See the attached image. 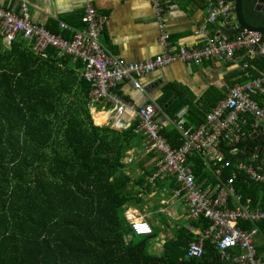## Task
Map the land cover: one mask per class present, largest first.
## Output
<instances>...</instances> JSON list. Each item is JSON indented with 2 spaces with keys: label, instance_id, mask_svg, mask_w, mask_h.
I'll return each mask as SVG.
<instances>
[{
  "label": "trees",
  "instance_id": "16d2710c",
  "mask_svg": "<svg viewBox=\"0 0 264 264\" xmlns=\"http://www.w3.org/2000/svg\"><path fill=\"white\" fill-rule=\"evenodd\" d=\"M241 51L248 64L244 73L264 72V57ZM48 53L42 60L24 42L10 50L0 45V264H223L210 243L202 258H186L192 240L186 228L178 229L158 255L150 248L156 230L128 238L133 231L126 211L141 202L134 187L149 175L144 171L133 180L125 172L126 153L136 138L133 127L93 125L90 85L75 70L80 63L70 66L71 58ZM166 87L158 101L165 114L175 117L188 106L191 121L205 118L192 98ZM163 136L174 149L180 147L176 129ZM246 147L242 143L239 150ZM189 162L199 182L213 180L202 162ZM232 172L226 170L224 177ZM234 187L243 203L264 211V186L237 174ZM244 226H257L264 240L263 223Z\"/></svg>",
  "mask_w": 264,
  "mask_h": 264
},
{
  "label": "built area",
  "instance_id": "2783aa9c",
  "mask_svg": "<svg viewBox=\"0 0 264 264\" xmlns=\"http://www.w3.org/2000/svg\"><path fill=\"white\" fill-rule=\"evenodd\" d=\"M149 1L157 13L162 12L161 6L170 2ZM231 9V3L226 0H214L208 5L205 21L215 24L218 17L226 18ZM81 23L83 26L78 29L58 24L59 30L70 32V39L66 40L33 23L24 2L19 4L17 11L0 8V38L4 45L9 47L21 41L30 45L32 52L42 60L48 59V51L52 50L56 56H67L79 62L81 77L90 85V103L100 104L107 100L115 106L117 119L112 121L113 126H124L122 119L126 112L135 114L138 126L134 132L143 138V154L160 158L148 182L153 185L157 181H172L171 205L185 207L188 218L198 224L189 227L193 237L186 258H202L206 244L210 243L223 264H264L257 253L259 228L244 226L246 223L264 224V211L243 203L241 194L234 187L237 174L244 175L255 185L264 186V168L258 162L256 149L245 157V149L239 150L244 138L257 132L264 134V72L247 83L228 89L224 97L205 113V122L199 126L187 127L184 121L170 120L180 134L181 145L177 149L172 148L163 136L164 129L155 120L161 109L151 98L148 97L147 104L135 109L116 92L120 84L128 82L145 93L140 78L177 61L195 65L209 60L231 61L240 50H246L251 57H264L262 34L239 29L232 38H223L219 34L207 36L199 48L181 47L171 51L169 33L162 29L161 52L149 60L131 63L110 55L102 46L100 37L105 19L91 4L86 6ZM246 68L247 64H244L243 69ZM244 75L248 76L247 73ZM242 126L249 128L248 133L242 132ZM259 133L254 136H260ZM223 148L235 162L227 159ZM191 159L202 162L213 180L199 182L189 162ZM228 169L233 172L224 177ZM203 220L210 223L208 227H203ZM129 221L134 236L153 233L152 226L143 217Z\"/></svg>",
  "mask_w": 264,
  "mask_h": 264
},
{
  "label": "crops",
  "instance_id": "0c3cea01",
  "mask_svg": "<svg viewBox=\"0 0 264 264\" xmlns=\"http://www.w3.org/2000/svg\"><path fill=\"white\" fill-rule=\"evenodd\" d=\"M212 1L214 0H170L168 4L161 6V13H157L149 0H0V8L17 11L19 4L24 2L28 6L29 16L33 23L55 32V36L68 40L70 39V32L59 30L58 24L64 23L72 29L80 28L83 26L81 21L85 8L91 4L105 19L104 30L100 37L101 44L105 50L110 55L124 62L137 63L149 60L161 52L159 40L162 29L169 33L171 51H176L181 47L188 49L199 48L203 46L204 39L207 36H217L219 34L223 38H232L239 29H244H236L233 24V18L229 16H226V18L218 17L215 24L207 23L205 21L207 9ZM24 44L26 48H30V45L25 42ZM0 45L3 50H10L12 46V44L9 47L4 45L1 38ZM244 51L246 52V50ZM241 52V50L237 52L231 61L209 60L203 61L200 65L177 61L140 78L139 82L145 93L134 89L128 82L120 84L116 92L123 101L131 104L135 109H139L148 103V97L159 106L158 101L165 95L166 88H168L166 86H173L176 91L182 93L185 97L192 98L193 106L205 114L224 97L228 89L237 84L247 83L255 78L251 77V75L247 77L244 75L243 66L247 63ZM76 63L70 59V66ZM75 70L79 74L78 76L82 78L81 64ZM261 73L263 72H260L258 76ZM89 91L87 107L93 125L110 126L118 130H127L131 127L135 130L137 128L138 121L136 116L130 111L126 112L122 119L124 126L120 128L113 126L112 121L117 119L115 106L107 100L100 104L90 103ZM96 117H99V122H97ZM200 119L205 122L203 116L198 117L196 121ZM155 120L164 129L163 132L176 129L170 120L184 121L187 127L196 126L195 124H197L196 121L190 120L188 106L182 108L175 117L165 114L162 110L158 111ZM248 129L247 126H242L244 134L248 133ZM135 134L136 138L133 140L132 148L126 153L124 161L126 162L129 158L132 160L131 162L135 161L136 165L144 161L151 168H148V171L141 170V172L149 173V175L144 176L142 185L134 187V195L141 199V202L138 206H130L129 208H134L135 211L137 209L140 211H143L144 208L147 209L148 212L143 215V218L152 226L153 232L155 230L158 231L161 226L159 225V215L168 218L165 231L161 234L166 233L169 235V232L171 234L172 231L173 234L170 237L161 238L159 232H157V237L151 240L155 250L152 252L158 255L162 253L164 243L176 237L178 229L186 228L190 232L189 227L195 222L188 218L185 207L180 204L171 205V191L174 187L172 181H157L153 185L148 182L157 163L155 159L158 157L145 156L142 149L143 138L141 135ZM245 139L244 144L246 146L249 144L257 145L254 149H256L258 162L263 166L262 160H264V157H259L264 152L263 145L260 143L264 142V138L254 136L249 140ZM178 142L181 145L180 134ZM171 147L173 148L172 145ZM137 158H139L138 161H136ZM260 159L262 160L260 161ZM143 172L142 175H144ZM142 175L137 179L141 178ZM158 193H160V196H157ZM164 197L169 198V200L163 199ZM138 217L135 214L134 216L129 214L127 219L129 218V221ZM181 221H184V223L181 224ZM134 237V234L130 232L128 238L134 240ZM258 248L261 249L258 256L264 262V240L261 236L258 239Z\"/></svg>",
  "mask_w": 264,
  "mask_h": 264
},
{
  "label": "water",
  "instance_id": "95a60500",
  "mask_svg": "<svg viewBox=\"0 0 264 264\" xmlns=\"http://www.w3.org/2000/svg\"><path fill=\"white\" fill-rule=\"evenodd\" d=\"M226 2L231 3L232 9L228 11L227 16L233 18V24L236 26V29L244 28L258 31L264 39V0H226ZM258 133L253 135H258ZM260 136L264 138V134H260ZM252 137V135L249 136L247 140ZM243 153H253L250 144Z\"/></svg>",
  "mask_w": 264,
  "mask_h": 264
},
{
  "label": "rangeland",
  "instance_id": "374dc122",
  "mask_svg": "<svg viewBox=\"0 0 264 264\" xmlns=\"http://www.w3.org/2000/svg\"><path fill=\"white\" fill-rule=\"evenodd\" d=\"M97 119H99V117H96V120ZM97 122H99L98 120H97ZM97 124V123H96ZM152 156V155H151ZM156 157H158L157 159H155V161H158L160 158H159V156H156ZM139 160V158H137L136 159V161H138ZM132 160H130L129 158L126 160V162H125V164L126 165H131V166H129V168L125 171L128 175H130L133 179H137L140 175H142V172H141V170L142 169H144V170H146V171H148L149 169L148 168H151V166L150 165H148V163H147V165H146V162H144V161H142V163L141 164H137L136 165V163H134L135 161H133V162H131ZM133 163V164H132ZM262 164H263V166H264V160H262ZM165 194V193H164ZM169 194V193H168ZM157 196H160V193H158L157 194ZM159 198V197H158ZM163 199H165V200H169V198H163ZM133 210H134V212H133ZM133 212V213H132ZM147 212H148V210L147 209H143V211H140V210H138L137 209V211H135V209L134 208H129V209H127V211H126V216H129V214L130 215H132V216H134V214L136 215V216H139V217H143V215H145V214H147ZM159 217V225H161L159 228H158V231L157 232H159V235L161 236V238H163V237H166V236H168V237H170L172 234H173V231L171 232V234H170V232H169V235L168 234H166V233H163V235L161 234L162 232H164L165 230V228H166V221H168V218H166V217H164L163 215H159L158 216ZM181 224H183L184 223V221H181L180 222ZM163 226V227H162ZM162 228V229H161ZM140 238H144V237H142V236H137V239H140ZM153 247H154V244H150V248H152V251H155L154 249H153Z\"/></svg>",
  "mask_w": 264,
  "mask_h": 264
},
{
  "label": "bare ground",
  "instance_id": "6f19581e",
  "mask_svg": "<svg viewBox=\"0 0 264 264\" xmlns=\"http://www.w3.org/2000/svg\"><path fill=\"white\" fill-rule=\"evenodd\" d=\"M110 104V103H109ZM98 120H100V119H98Z\"/></svg>",
  "mask_w": 264,
  "mask_h": 264
}]
</instances>
